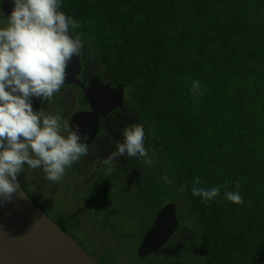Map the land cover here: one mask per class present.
Returning a JSON list of instances; mask_svg holds the SVG:
<instances>
[{
	"label": "trees",
	"instance_id": "trees-1",
	"mask_svg": "<svg viewBox=\"0 0 264 264\" xmlns=\"http://www.w3.org/2000/svg\"><path fill=\"white\" fill-rule=\"evenodd\" d=\"M258 3L264 7V0H61L60 10H74L79 23L82 13L108 12L106 25H94L96 47L155 124L147 148L160 145L178 176L180 200L171 201L189 204L200 218L205 264H264V10L254 8ZM159 18L167 25L154 32ZM194 81L200 82L195 92ZM196 177V187H219L220 194L207 202L194 196ZM226 191H239L243 203L228 201Z\"/></svg>",
	"mask_w": 264,
	"mask_h": 264
},
{
	"label": "rangeland",
	"instance_id": "rangeland-1",
	"mask_svg": "<svg viewBox=\"0 0 264 264\" xmlns=\"http://www.w3.org/2000/svg\"><path fill=\"white\" fill-rule=\"evenodd\" d=\"M257 6L254 8L264 10L259 3ZM101 12L104 17H98V12L95 11L87 12L83 18L82 13L81 26L71 31L73 35L81 36L84 48L91 54L90 68L101 73L106 71L109 78H113L114 71L118 75L117 69L115 70L98 51L95 42L99 39V32L94 29L95 23L100 22L102 26L108 23V12L104 8ZM66 15L75 19L79 17L74 10L68 11ZM6 21L0 11V26H4ZM156 22L159 26L155 27L154 32L162 31L163 26L167 25L163 18L157 19ZM85 26L87 32L82 30ZM77 95L76 92L68 91L59 101L60 106L62 103V106L69 107L67 110L52 109V102H42L36 98H33L32 103L35 110L43 108L45 114L60 115L62 120L68 122L70 115L78 108L74 102ZM126 97L127 100L138 103L132 91ZM139 106L137 104L141 115L139 123L145 126L144 130L149 131L151 138L155 134L156 126L152 119L146 116V111L143 112ZM64 116L66 118L63 119ZM159 146L149 151V158L153 161L151 165L144 164L142 157H132L134 165L126 167L129 170V184L124 187L121 176L125 175V172H119L115 167L110 173L107 167L91 168L97 170L94 176L89 173L90 169L85 171L83 168H77V163L85 161L83 156L66 169V174L58 183L47 180L42 168L32 169L27 164L24 165L19 180L31 190L29 192L38 204L56 222L65 226L100 264H205L204 252L200 245V218L191 210L189 204L183 206V201H175L179 204L180 226L171 239L147 257H141L137 253L139 244L152 226L160 208L171 199L180 200L181 185L178 176ZM134 171L138 173L135 175ZM164 175H167L170 183L163 180ZM165 188L170 191H165ZM124 189H128L129 193ZM60 219L64 222L59 221Z\"/></svg>",
	"mask_w": 264,
	"mask_h": 264
},
{
	"label": "clouds",
	"instance_id": "clouds-1",
	"mask_svg": "<svg viewBox=\"0 0 264 264\" xmlns=\"http://www.w3.org/2000/svg\"><path fill=\"white\" fill-rule=\"evenodd\" d=\"M12 5L6 24L0 26V203L10 201L19 190L18 177L25 164L42 168L47 180L58 183L66 169L89 151L78 128L60 115L35 110L32 103L33 98L51 101L60 91L69 62L84 49L81 36L70 31L80 23L60 10L61 0H12ZM199 88L200 82L194 81L193 91ZM122 135L123 142L102 161L109 173L113 162L125 155L153 163L142 124L125 128ZM163 180L171 182L167 175ZM200 182L199 177L193 181L194 196L207 202L220 194L219 187H196ZM235 186L240 188L239 181ZM223 187L228 189V182ZM225 198L243 203L239 191H226Z\"/></svg>",
	"mask_w": 264,
	"mask_h": 264
},
{
	"label": "water",
	"instance_id": "water-1",
	"mask_svg": "<svg viewBox=\"0 0 264 264\" xmlns=\"http://www.w3.org/2000/svg\"><path fill=\"white\" fill-rule=\"evenodd\" d=\"M12 7V0L3 1L2 10L6 17ZM80 66V55L73 56L67 66L64 83H80L77 78ZM98 81L99 78H95L89 87L83 84L85 99L92 105V109L75 113L74 121L82 115L96 117L100 114L101 100L96 90L100 84ZM100 87L110 89L107 84ZM19 184L20 188L12 199L0 203V264H100ZM179 226L177 204L169 202L159 210L152 226L145 233L137 248L138 255L147 257L161 249Z\"/></svg>",
	"mask_w": 264,
	"mask_h": 264
},
{
	"label": "flooded vegetation",
	"instance_id": "flooded-vegetation-1",
	"mask_svg": "<svg viewBox=\"0 0 264 264\" xmlns=\"http://www.w3.org/2000/svg\"><path fill=\"white\" fill-rule=\"evenodd\" d=\"M80 60L81 66L77 74V78L80 80V83H64L59 93H55L49 102H52V109H57L58 111H61L62 109L67 110L69 107L64 105L62 106V103L60 106L59 101L63 99L62 97L65 93H68V91L71 93L76 92L78 94L77 98L74 99L78 108L73 114H71L72 116L70 115L68 123L73 129L78 128V132L83 142L87 143L89 151L86 156H83L85 161L83 163H77L76 166L79 169L83 168L85 171L90 169L89 173L94 176L97 170L91 168L102 169L107 167L103 165L102 161L115 150L116 144L123 142V130L125 128H130L134 124L142 123H139L141 115L140 111L137 110V103L135 104L133 101L126 99V95L131 91V89L120 81L116 72L114 71L115 77L109 78L110 76L106 73V71H103L102 73L99 71H93V69L90 68L91 54L86 48H84L80 54ZM109 69L111 70L110 66ZM95 78H99L98 82L100 83V86H106L107 84L111 89H109V91L107 88H102L99 85L96 87L98 92L97 97L101 100L100 114L96 117L82 115L79 119L74 121L73 117L75 113L89 112L92 109V105L85 99L83 84L85 87H89L91 85V81H94ZM64 118L66 117L64 116L63 119ZM145 133V146L147 148L152 137L150 138L148 130H146ZM84 137H87L86 141L83 139ZM130 164L134 165V161L132 160V157H127L126 155L117 158V160L113 162V168L115 167V169L119 172H125V175L121 176L123 177V187L128 186L129 184V170L126 167ZM137 173L138 172L134 171L135 175ZM124 190L126 193H129L128 189ZM177 208H179L178 204Z\"/></svg>",
	"mask_w": 264,
	"mask_h": 264
}]
</instances>
